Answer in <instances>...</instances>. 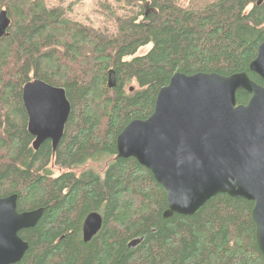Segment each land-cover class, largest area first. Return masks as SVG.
<instances>
[{
	"label": "trees",
	"instance_id": "obj_1",
	"mask_svg": "<svg viewBox=\"0 0 264 264\" xmlns=\"http://www.w3.org/2000/svg\"><path fill=\"white\" fill-rule=\"evenodd\" d=\"M114 1L137 11L124 16L104 3L119 25L110 33L46 0H0L11 21L0 39V198L16 195L19 213L45 209L36 227L19 234L29 250L18 264H264L253 202L218 195L193 216L166 220L164 188L135 159L117 158L116 145L131 122L152 115L176 73L246 72L263 85L249 68L264 42V0ZM34 80L63 88L72 106L55 153L50 141L35 151L28 132L22 96ZM134 84L138 90L127 93ZM250 97L239 91L238 104ZM106 157L115 158L103 174L76 171ZM93 212L103 228L84 243Z\"/></svg>",
	"mask_w": 264,
	"mask_h": 264
},
{
	"label": "water",
	"instance_id": "obj_2",
	"mask_svg": "<svg viewBox=\"0 0 264 264\" xmlns=\"http://www.w3.org/2000/svg\"><path fill=\"white\" fill-rule=\"evenodd\" d=\"M10 24L7 12H0V39ZM249 69L264 83V42ZM115 86L111 73L109 88ZM239 91L251 95L247 104H238ZM22 98L34 150L50 141L55 153L72 110L66 91L34 80L24 86ZM116 145L117 158L135 159L164 188L166 220L193 216L218 195L253 202L256 242L264 257V84L246 72L176 73L159 91L152 115L131 122ZM17 201L16 195L0 198V264L22 261L29 244L19 234L36 227L45 214L44 208L19 213ZM102 227V216L89 214L84 242Z\"/></svg>",
	"mask_w": 264,
	"mask_h": 264
},
{
	"label": "rangeland",
	"instance_id": "obj_3",
	"mask_svg": "<svg viewBox=\"0 0 264 264\" xmlns=\"http://www.w3.org/2000/svg\"><path fill=\"white\" fill-rule=\"evenodd\" d=\"M190 1V0H187ZM200 2H205L206 0H199ZM51 7H61L68 12V15L77 23H81L83 26L88 28H94L102 32L109 31L114 33L119 25L109 19V15L102 8L104 3H112L116 8H119V13L124 16L136 15L137 8L128 7L122 2L116 3L114 0H46ZM118 4L119 7H118ZM133 8V9H132ZM152 46L141 49L138 55H143L147 53ZM116 87V86H115ZM110 88V89H114ZM127 93H133V91L138 90L137 86L127 87ZM10 111H13L10 110ZM13 114V112H12ZM115 157H106L100 161H89L84 165L76 169L77 172L81 173L84 171H93L98 174H103L106 170L108 164L114 160ZM50 171H52L54 176L60 175V168L57 166H50Z\"/></svg>",
	"mask_w": 264,
	"mask_h": 264
},
{
	"label": "bare ground",
	"instance_id": "obj_4",
	"mask_svg": "<svg viewBox=\"0 0 264 264\" xmlns=\"http://www.w3.org/2000/svg\"><path fill=\"white\" fill-rule=\"evenodd\" d=\"M23 105H24V104H23ZM24 108H25V107H24ZM71 108H72V106H71ZM71 112H72V110H71ZM27 117H28V116H27ZM66 125H67V124H66ZM65 129H66V128H65ZM28 132H29V131H28ZM84 221H85V220H84ZM83 225H84V223H83ZM102 228H103V227H102ZM101 230H102V229H101ZM97 235H98V234H97ZM97 235H96V236H97ZM96 236H95V237H96ZM82 237H83V230H82ZM92 240H93V239H92ZM83 241H84V240H83ZM90 242H91V241H90ZM133 242H136V245H137V244H139V243L142 242V239H137V240H135V241H133ZM133 242H132V243H133ZM26 243H27V242H26ZM84 243H85V242H84Z\"/></svg>",
	"mask_w": 264,
	"mask_h": 264
}]
</instances>
